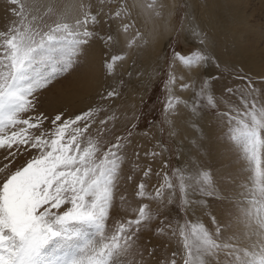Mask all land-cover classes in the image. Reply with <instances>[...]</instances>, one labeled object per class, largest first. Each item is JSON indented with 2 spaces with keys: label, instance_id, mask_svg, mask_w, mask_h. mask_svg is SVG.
Instances as JSON below:
<instances>
[{
  "label": "snow or ice",
  "instance_id": "snow-or-ice-1",
  "mask_svg": "<svg viewBox=\"0 0 264 264\" xmlns=\"http://www.w3.org/2000/svg\"><path fill=\"white\" fill-rule=\"evenodd\" d=\"M4 3L11 19L0 27V264H264V102L255 88L264 64L257 72L219 54L217 38L200 14L201 0L181 6L177 31L197 43L163 57L161 119L148 120L143 131L151 140L155 129L161 138L144 156L170 154L163 137L174 141L179 134L175 119L181 109L194 118L210 111L247 174L228 195L198 160L169 169L164 159L155 172L158 182L149 188L146 178L153 169L141 168L137 145L132 172L142 178L134 185L137 206H129L130 212L117 206V192L121 179L134 180L123 176V166L138 128L131 121L141 119L142 108L139 115L133 112L124 133L113 136L118 116L111 103L50 115L41 96L80 67L95 44L107 76L114 77L130 51L148 43L134 11L161 18L167 6L161 0ZM179 10L173 8L169 17ZM126 75L130 84L145 73ZM125 86L119 79L118 87L99 93L100 100L114 102ZM178 92L190 95L185 99ZM201 149L197 145L198 154L206 155ZM210 199L232 205L227 223L211 212L207 224L190 218ZM119 202H126L125 195ZM152 237L159 239L154 243Z\"/></svg>",
  "mask_w": 264,
  "mask_h": 264
},
{
  "label": "rangeland",
  "instance_id": "rangeland-1",
  "mask_svg": "<svg viewBox=\"0 0 264 264\" xmlns=\"http://www.w3.org/2000/svg\"><path fill=\"white\" fill-rule=\"evenodd\" d=\"M134 1L135 0H130V3ZM186 1L187 0H176L177 5L175 9L180 10L176 11L172 16L171 23L167 24L165 22L168 20V18L166 10H163V16L161 17V20H163V23H165V27L170 25V29L173 32L171 35V39L169 40L161 56L156 57L153 59V61H151L150 58H148L145 47L130 51L129 59L117 66V80L107 81L104 85H101V88L99 87L94 91V93H92L93 91L89 92L88 89L86 91L83 87H81L83 85H80V83H82L81 80H83L81 78L82 75L83 78L86 74H95V76H97L98 78H100L102 74L104 76L106 75L105 69L102 65L100 50L98 49L96 56L97 62L94 59H91V54H87V56L82 60L80 67H78L70 74H67L65 77H62L53 82L49 89L41 96L42 109L48 112L50 115H54L55 112L60 109H64L69 114H72L88 107L89 105L95 106L99 104L103 106L111 103L112 111L115 112L118 116V119L113 122L115 125L113 136L116 134L124 133L125 125L129 124V122L131 121L133 112L139 115L142 108L141 119L139 121H131L132 123H137L138 128L133 130V144L127 149V160L125 165L123 166V176L131 174L134 176V180L129 182L126 179H121L119 190L117 192V206L124 209H129V212V206H137L134 197V185L135 183H138L142 178L139 171L135 173L132 172V164L134 162H137L136 158L133 155V152L134 150H136L137 145L140 146L138 149L140 152V159L138 163L141 165V168L151 166L153 169V174L150 177L146 178V183L149 185V188H151L152 185L158 182L157 177L155 176V172L162 169L164 159L168 160L169 169L184 167L186 165H189L190 160H198L200 165L205 168L211 169L214 178L219 185V188L228 195L234 194L238 191V186L244 181L247 174L246 166L242 164L241 160L238 159L237 153L230 147L227 137L225 135H221V129L218 128L217 121L213 113L210 111H205L201 117H195L196 123H199L198 125L200 128V131H197V129H195L194 127L188 128V123H186L187 120H192L194 117H190L189 113L186 110L181 109L180 116L175 119V125L179 134L174 138V141L169 140L167 135L163 137L165 142L168 144L169 149L171 150L170 154L165 153L163 157H157L155 160H152L150 157L144 156L145 151L154 149L155 140L161 138L155 129L151 130L153 136L155 137V139L151 140L143 136V131L145 130L146 122L148 120L159 121L161 119L163 99L165 96V70L167 69V63L163 59V57L170 55L172 50L183 49L184 51H187L197 43L195 39L190 38L186 34H184L187 37L186 39V37L183 35L184 32L182 33L177 31V29L180 27L181 18L183 17V9L181 8V6L184 3H188ZM210 1L211 0H201L200 14L205 20V23L210 26L213 33L217 31L222 34L219 39H217L219 44V54L225 59H240L248 67L252 68L253 70L255 69L258 72L261 63L264 62V0H246V3H248V5L246 3L245 5L241 4L245 0H242L240 2L238 0L239 4L241 5L240 12L241 10H243L244 14L246 15L245 23L243 22L241 24L233 21L235 20V17H233L234 13L231 12L229 7L225 6L223 1L212 0V3ZM6 8L7 5L4 3V0H0V27H3L6 19H11V17H9L6 12ZM228 12H230L231 14H229ZM226 14H228L229 17ZM133 16L134 18L136 17L135 12L133 13ZM151 17L157 18L153 15H151ZM136 27L138 28V23H136ZM139 27L142 29L141 24L139 25ZM140 28H138L139 31L143 33ZM158 33L159 31H157L156 34ZM144 37L146 38V35ZM237 37H239V39ZM121 39L123 40L124 38L121 37ZM88 53H91L90 49ZM87 60L92 61L88 62ZM133 61H135L134 68L132 67ZM86 62L89 64H87ZM98 62H100L99 64L101 66H99ZM84 63H86L87 65L85 66ZM92 63L98 66H95ZM88 66H94V68L91 69ZM89 68L92 71L89 70ZM85 69H88L87 72ZM83 70L85 71L83 72ZM129 70H131L133 73L142 71L145 73V75L143 77H136L134 75L131 83L129 84L128 77L126 75ZM177 71L179 73L180 70L178 69ZM149 73H158V75H154L152 79L149 80ZM119 79H123L126 83V86L122 89L121 98L115 100L114 102L101 101L99 93L109 87H118ZM76 80L80 81L75 82ZM78 82L80 83L78 84ZM228 82L231 83V81ZM220 87H222V84L220 85ZM81 88H83L84 90H80ZM255 88L257 100L260 102H264V78L257 77L255 79ZM68 91L70 94L68 93ZM87 92L88 95H85V93L87 94ZM177 94L182 95L185 99H187L190 95V93L187 92H178ZM70 95L72 97H70ZM74 96L76 97V100L74 99ZM78 96L79 99H77ZM66 97L69 99H67ZM141 97L143 98V104H141ZM73 100H75V103H72L74 102ZM233 102L235 103V101ZM186 115H188V117ZM99 118H103V115L98 117V119ZM179 119L181 120L179 121ZM185 123L187 124V126H185ZM95 132L96 129L94 128L93 134H95ZM191 137L193 138V140L189 142L188 139ZM109 138L111 139L112 137ZM180 140L182 144L179 143ZM187 140L188 143L186 142ZM193 141H195L196 143L194 144ZM179 144L182 145V147H180ZM197 145H202L201 153L206 152L207 154H198ZM177 153H179V158H177ZM121 194L125 195L126 197V202L123 205H121L119 202V196ZM231 208L232 205L226 203L223 200L210 199L209 206L207 208H197L196 215L190 218H198L207 224V213L211 212L217 217V220L221 224H225L229 219ZM121 214L125 215L128 213L122 212ZM149 236L150 232L146 231L145 238L147 239ZM157 239L159 238L152 237L154 243Z\"/></svg>",
  "mask_w": 264,
  "mask_h": 264
},
{
  "label": "bare ground",
  "instance_id": "bare-ground-1",
  "mask_svg": "<svg viewBox=\"0 0 264 264\" xmlns=\"http://www.w3.org/2000/svg\"><path fill=\"white\" fill-rule=\"evenodd\" d=\"M221 1H223L224 2V4H225V6L226 7H229L230 8V10H231V12L232 13H234L233 14V17H235L234 19L235 20H233L234 22H237V23H245V21H246V15L244 14V11L243 10H241V12H240V7H241V5L239 4V2L240 1H242V0H239V2H238V0H221ZM135 2V1H134ZM186 2H188V3H190L191 2V0H187ZM211 3H212V0L210 1ZM223 2H222V4H223ZM162 3H164L167 7H166V9H164V10H166V13H167V18H168V22L167 21H165L167 24L168 23H171V21H172V16L171 17H169V15H168V13H169V11H171V10H173V8H176V5H177V3H176V0H162ZM245 3H246V0L244 1V2H242L241 4H243V5H245ZM247 5H248V3H246ZM211 5H213V4H211ZM229 5V6H228ZM221 6H224V5H221ZM244 8H246V7H244ZM223 9V8H222ZM224 10V9H223ZM135 13H137V12H140V9L139 8H137L135 11H134ZM224 13V12H223ZM227 13V12H226ZM229 14H231L230 12H228ZM240 13V14H239ZM239 14V15H238ZM227 16H228V14H226ZM166 17V16H165ZM164 17V18H165ZM229 17V16H228ZM166 19V18H165ZM135 21H136V23H138V28H140L139 27V25L141 24L142 25V29L140 28V30L143 32V35L145 36L146 35V39L148 40V43H147V45H145L144 47H145V50H146V53H147V55H148V58H150V60L151 61H153V59L154 58H156V57H159V56H161V54H163L162 52H164V50H165V48H166V46H167V44H168V42H169V40L171 39V35H172V32L173 31H171V29H170V25H168V26H166L165 27V23H163V20H161V18H152L151 17V15H147V14H145V13H143V12H141L139 15H137L136 14V17H135ZM233 23V22H232ZM231 26H232V24H231ZM157 31H159V33L158 34H156L157 33ZM183 33V32H182ZM219 33L220 32H214L213 34L216 36V38L217 39H219V37L222 35L221 33H220V35H219ZM185 33H183V35H184ZM236 35H238V34H236ZM185 37H186V35H184ZM240 37V36H239ZM239 37H237L238 39H239ZM186 39H187V37H186ZM240 43V42H239ZM94 48H95V50H94ZM98 49L100 50V47H99V45L98 44H95V45H93V47L90 49V52L91 53H88V54H91V59H94L95 61H96V56H97V51H98ZM259 52V51H258ZM153 53H155V54H153ZM99 59V58H98ZM100 60V59H99ZM156 60V59H155ZM88 62L89 61H92V60H87ZM139 61V60H138ZM250 61H252V60H250ZM97 62V61H96ZM87 63V62H86ZM84 63L85 64V66L87 65V64H89V63ZM100 62H98V64H99ZM157 63V62H156ZM264 63V62H263ZM263 63H261V64H263ZM93 65H95L94 63H92ZM91 64V65H92ZM259 64H260V62H259ZM84 66V65H83ZM84 66V67H85ZM95 66H98V65H95ZM99 66H101L100 64H99ZM258 66V65H257ZM88 67H90V66H88ZM91 69H93L94 68V66L93 67H90ZM89 68V70H91ZM96 69V68H95ZM86 70V69H85ZM85 70H83V72L85 71ZM88 70V69H87ZM87 70H86V72H87ZM259 70V69H258ZM92 71V70H91ZM90 71V72H91ZM254 71H256L255 69H254ZM93 72H94V70H93ZM100 73H101V71H100ZM105 73V72H104ZM79 74V73H78ZM84 74V73H83ZM82 75V74H81ZM103 75V74H102ZM100 76V78H98L97 76H95V74L94 75H85L84 76V78H83V75H82V79L83 80H81L82 81V83H80V82H78V84L80 83V85L82 84L83 86H81V87H83L86 91H87V89L89 90V92H92V93H94V91L96 90V89H98L99 87L101 88V85H104L107 81H111V80H117V74L114 76V77H109V76H107V74L104 76ZM78 77V76H77ZM76 79V78H75ZM104 79V80H103ZM102 80H103V82H102ZM77 81H80V80H76L75 82H77ZM74 83V82H73ZM108 84V83H107ZM147 84V83H146ZM69 85V84H68ZM79 86V85H78ZM74 88V87H73ZM83 88H81L80 90H82ZM75 89V88H74ZM74 89H72V90H74ZM83 89V90H84ZM71 90V91H72ZM66 91V90H65ZM64 91V92H65ZM78 91V90H77ZM79 92V91H78ZM68 93H69V91H68ZM72 93V92H71ZM70 94V93H69ZM82 94V93H81ZM76 95H78V94H76ZM85 95H88V92H87V94L85 93ZM66 96V95H65ZM70 97H72L71 95H70ZM75 97V96H74ZM67 98V97H66ZM67 99H69V98H67ZM75 100H76V97L74 98ZM77 99H79V96H78V98ZM75 100H73L74 102H72V103H75ZM69 102V101H68ZM77 103V102H76ZM86 104V103H85ZM70 106V105H69ZM73 106V105H72ZM77 106V105H76ZM186 113V112H185ZM187 117H188V115H186ZM181 119H179V121H180ZM195 120V121H194ZM178 121V120H177ZM183 122V121H182ZM180 123V122H179ZM184 123V122H183ZM186 123H188V126H187V124ZM185 123V126H187L188 128L189 127H194V125H196L194 128L195 129H197V131H200V128H199V123H196V118H193L192 120L190 119V120H187V122ZM182 124V123H181ZM183 125V124H182ZM189 140V142L190 141H192L193 140V138L191 137V138H189L188 139ZM188 140L186 141L187 143H188ZM179 143L180 144H182V142H181V140L179 141ZM179 144V146L180 147H182V145H180ZM179 147V148H180Z\"/></svg>",
  "mask_w": 264,
  "mask_h": 264
}]
</instances>
